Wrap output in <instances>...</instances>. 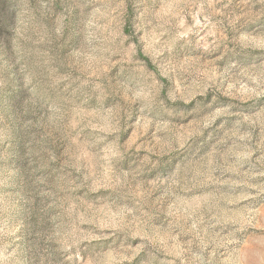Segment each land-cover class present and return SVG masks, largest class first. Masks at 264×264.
<instances>
[{
	"label": "rangeland",
	"instance_id": "rangeland-1",
	"mask_svg": "<svg viewBox=\"0 0 264 264\" xmlns=\"http://www.w3.org/2000/svg\"><path fill=\"white\" fill-rule=\"evenodd\" d=\"M0 264H264V0H0Z\"/></svg>",
	"mask_w": 264,
	"mask_h": 264
}]
</instances>
